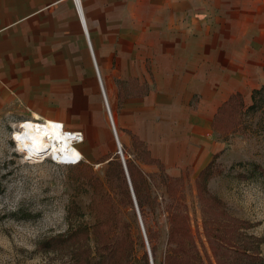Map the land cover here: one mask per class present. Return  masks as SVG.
Wrapping results in <instances>:
<instances>
[{
	"label": "rangeland",
	"instance_id": "rangeland-1",
	"mask_svg": "<svg viewBox=\"0 0 264 264\" xmlns=\"http://www.w3.org/2000/svg\"><path fill=\"white\" fill-rule=\"evenodd\" d=\"M226 25L231 30L241 29L235 21ZM243 28L245 40L253 42L255 65H259L264 54V0H255V24L244 23ZM68 41L73 44L66 54L56 55L62 62L55 59L53 65L64 69L63 76H67L66 98L62 97L67 103L61 113L66 130L82 132V141L74 143L81 160L65 165L50 156L28 159L15 141L19 124L31 120L32 115L15 103L0 104V264H68L62 249L45 250L44 244L75 228L81 229L79 241L88 251L90 264L100 259L99 254L108 255L115 243L121 264H150L147 247L153 264H163L169 252V206L179 216L187 215L191 235L187 253L195 263L217 264L224 259L238 264L246 255L264 259V76L257 88L247 83L235 93L242 103L230 122L218 120L212 128L215 148L204 165L214 154L217 156L206 188L220 204L203 208L195 182L198 172L167 170L163 165L159 169L157 162L145 161L139 143L126 146L119 141L125 163L130 162L141 191L139 221L133 202L128 203L123 191L125 185L131 193L124 171L121 177L114 167L107 173V161L114 155L120 161L113 132L115 107L124 98L143 95L147 86L113 76L110 88L116 99L111 101L104 85L106 102L91 56L76 53L80 40ZM227 50L211 57L224 60L239 48L228 43ZM257 79L254 74L251 83ZM255 89L260 90L253 95ZM58 94L53 98L58 99ZM53 107L60 112L58 106ZM115 133L119 135L117 129ZM128 177L130 180L129 173ZM211 245L218 246L217 252ZM251 261L249 264L256 263Z\"/></svg>",
	"mask_w": 264,
	"mask_h": 264
},
{
	"label": "crops",
	"instance_id": "crops-1",
	"mask_svg": "<svg viewBox=\"0 0 264 264\" xmlns=\"http://www.w3.org/2000/svg\"><path fill=\"white\" fill-rule=\"evenodd\" d=\"M233 21L240 30L228 29ZM244 23L255 24V0H0V104L65 127L67 76L53 61L78 39L76 53L91 56L106 102L104 85L116 99L113 76L147 86L115 107L118 141L136 138L167 170L199 172L215 148L218 108L263 82L264 54L255 65ZM228 43L239 51L213 60Z\"/></svg>",
	"mask_w": 264,
	"mask_h": 264
},
{
	"label": "trees",
	"instance_id": "trees-1",
	"mask_svg": "<svg viewBox=\"0 0 264 264\" xmlns=\"http://www.w3.org/2000/svg\"><path fill=\"white\" fill-rule=\"evenodd\" d=\"M264 87V84L261 86V88ZM260 89H255L253 90V95L257 93ZM238 94L231 95L225 102L222 103V105L218 108L217 113L214 117L213 120V126L218 123V120H226V122H230L229 119L232 118L233 112L236 108L241 105V101L238 99ZM225 118H221V117ZM228 124V123H226ZM227 126V125H225ZM222 129V128H221ZM224 130V125L223 129ZM136 138L133 137V145L138 144L141 146V143L138 142V140H135ZM144 154L145 156V161L146 162H157L156 160L150 158L145 150L141 151V155ZM217 154H214L212 156V159L205 165L197 174L196 176V188L198 192V196L200 200L202 201L203 208L206 207V205H209L212 207L213 204H220V199L212 194H210L207 191L206 188V183L209 177L212 175V166L214 164V160L216 158ZM159 169H163L162 164L157 162ZM128 173L130 176L131 180V185L133 189L134 196L136 198V203L139 209L141 210L143 200H142V195L140 188L137 184V182L133 178V171L130 166V162L126 161ZM114 167L115 171L118 175H120L123 172L122 170V165L121 162L118 160V156L114 155L113 158L107 161V173H109L110 168ZM167 178V177H165ZM165 178L163 180V184L165 185L166 189L167 188V181H165ZM170 190V189H169ZM123 191L124 194L127 196L128 203L131 204V196L129 191L127 190V187L124 185L123 186ZM168 193V192H167ZM108 201V200H107ZM108 204L113 206L112 202L108 201ZM107 204V205H108ZM167 219L169 223V229H168V237H167V244H168V250L169 252L165 255L164 257V262L163 264H198L195 263L192 260V257L187 253V248L189 247L187 245V241H191V235H190V229L187 224V215L186 214H181L180 216L177 214L176 211L170 208V206L167 208ZM183 222L184 224H181L179 222ZM86 230V229H85ZM81 229H69L66 233L59 234L55 238L49 240L47 242V245L44 244L45 250L49 249H62L66 253V258L68 264H88L89 258L87 257L88 251L83 248L79 241V232ZM209 230H206V235L209 234ZM149 237V236H148ZM150 238V237H149ZM114 245L117 246V243L113 244V250L108 254L102 256L99 254L100 259L96 261L95 264H121L122 257L117 256L116 251L114 249ZM82 246V247H81ZM217 245H211V248L213 249L214 252H217ZM116 248V247H115ZM151 252L154 255V246L151 247ZM82 256V257H81ZM144 254V258H145ZM251 259L256 261L255 264H264V259L261 258L260 256L256 255L255 258L246 255L244 257L243 262L241 263L238 262V264H249ZM147 261V259H146ZM217 264H229L226 260L222 259L220 261L216 262ZM90 264V263H89Z\"/></svg>",
	"mask_w": 264,
	"mask_h": 264
},
{
	"label": "bare ground",
	"instance_id": "bare-ground-1",
	"mask_svg": "<svg viewBox=\"0 0 264 264\" xmlns=\"http://www.w3.org/2000/svg\"><path fill=\"white\" fill-rule=\"evenodd\" d=\"M33 119L19 124L15 141L20 152L28 159L50 156L55 162L62 163L81 157L80 151L73 143L71 134L74 131L66 130L63 124L56 120Z\"/></svg>",
	"mask_w": 264,
	"mask_h": 264
},
{
	"label": "water",
	"instance_id": "water-1",
	"mask_svg": "<svg viewBox=\"0 0 264 264\" xmlns=\"http://www.w3.org/2000/svg\"><path fill=\"white\" fill-rule=\"evenodd\" d=\"M101 91H102V88H101ZM102 93H103V91H102ZM114 135H115L116 145H117V148H118L117 149V154L119 155V158H120V161H121V164H122L123 171H124V173L126 175V178H127V181H128V185H129V189H130V192H131L132 202L134 204V207L136 209L137 216H138L139 221H140L139 212H138L137 203H136V198L134 196L133 189H132V185H131V182H130L129 177H128V171H127V167H126L125 160H124V158L122 156V152H121V148H120V143H119V141L117 139V136H116V133L115 132H114ZM147 251H148V255H149L150 264H153L152 257H151V254H150V251H149V248L148 247H147Z\"/></svg>",
	"mask_w": 264,
	"mask_h": 264
},
{
	"label": "built area",
	"instance_id": "built-area-1",
	"mask_svg": "<svg viewBox=\"0 0 264 264\" xmlns=\"http://www.w3.org/2000/svg\"><path fill=\"white\" fill-rule=\"evenodd\" d=\"M109 116H110V114H109ZM112 127H113V125H112ZM61 130H62V127H61ZM113 132H115L114 127H113ZM71 135L73 136L72 137L73 138V143L80 142L83 139L82 132H80V131H74ZM80 160H81V157L77 158L76 160H68V161L62 162V164L74 165V164H77L78 162H80Z\"/></svg>",
	"mask_w": 264,
	"mask_h": 264
}]
</instances>
